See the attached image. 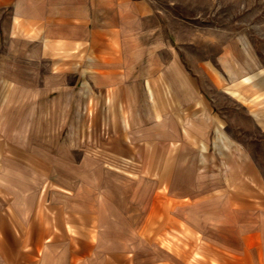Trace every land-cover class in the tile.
Masks as SVG:
<instances>
[{"label":"rangeland","instance_id":"rangeland-1","mask_svg":"<svg viewBox=\"0 0 264 264\" xmlns=\"http://www.w3.org/2000/svg\"><path fill=\"white\" fill-rule=\"evenodd\" d=\"M145 1L150 64L0 31V264H264V0Z\"/></svg>","mask_w":264,"mask_h":264},{"label":"crops","instance_id":"crops-1","mask_svg":"<svg viewBox=\"0 0 264 264\" xmlns=\"http://www.w3.org/2000/svg\"><path fill=\"white\" fill-rule=\"evenodd\" d=\"M152 15L145 0H0V31L6 34L8 42H26L34 48L47 49L48 58L52 57V49L62 48L80 58L88 52V56L85 55L88 61L90 53L98 55V51L104 49L101 55L111 57L102 59L104 63L150 64ZM145 68L146 75L135 79L149 82L156 75L157 72L147 68L145 71ZM157 77L158 88L139 82L135 88H130L132 92L125 94L151 95L152 92L163 96L161 81L170 79L180 80L169 87L175 95L192 94L183 91L186 85L182 86L181 75L167 76L159 71ZM136 102L139 104L137 99L133 104L137 105ZM127 104L128 111L133 110Z\"/></svg>","mask_w":264,"mask_h":264},{"label":"bare ground","instance_id":"bare-ground-1","mask_svg":"<svg viewBox=\"0 0 264 264\" xmlns=\"http://www.w3.org/2000/svg\"><path fill=\"white\" fill-rule=\"evenodd\" d=\"M245 81L247 83H254L253 77H247V78H245ZM255 87H257V86L255 85ZM151 94H153V93L151 92ZM234 94L236 96L239 95V94H236V93H234ZM160 104H159V108L161 107L160 109H164V103L162 102V100H161V103ZM122 111H123V121H124V125H125L126 130H128L130 128V126L128 124V121L126 120V116L124 117V114H125L124 109H122ZM256 117L258 118L257 115H256ZM217 134H218V140H219V142H221L222 145L224 144V146H225V144H226L228 146V148H231V146H230L231 143L228 141L227 137L225 136L224 132L221 130L220 127L217 128ZM220 148L223 149V147H220ZM245 168H246V170L249 171V168H250L249 167V164H245ZM252 172L253 171H251V173Z\"/></svg>","mask_w":264,"mask_h":264}]
</instances>
